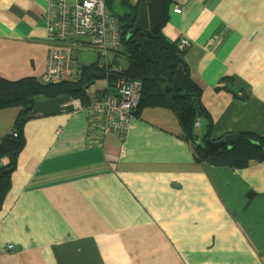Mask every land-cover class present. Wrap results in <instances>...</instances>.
<instances>
[{
  "label": "crops",
  "instance_id": "0c3cea01",
  "mask_svg": "<svg viewBox=\"0 0 264 264\" xmlns=\"http://www.w3.org/2000/svg\"><path fill=\"white\" fill-rule=\"evenodd\" d=\"M122 1L131 13L136 4ZM47 2L0 0V77L41 78L57 44L46 35ZM181 6L175 13L169 0L160 29L169 41H190L185 59L204 91L211 138L264 135V0ZM103 82L87 87L90 98L102 95ZM21 109L0 111V140ZM80 109L70 94L34 98L0 205V264H264V162L234 169L198 161L172 108H138L124 140L101 136L94 114L74 117Z\"/></svg>",
  "mask_w": 264,
  "mask_h": 264
},
{
  "label": "trees",
  "instance_id": "16d2710c",
  "mask_svg": "<svg viewBox=\"0 0 264 264\" xmlns=\"http://www.w3.org/2000/svg\"><path fill=\"white\" fill-rule=\"evenodd\" d=\"M138 14L139 4H136L132 6L131 13L121 17L123 24L120 22V25L125 47L124 50L111 53L114 62L122 69L121 74L143 82L138 108L152 105L174 109L187 138L193 143L199 138L196 131L197 121L202 118L206 120L207 134L200 144L195 145L198 161H208L216 166L234 169L246 168L255 162H264V135L241 132L238 133L239 138L236 142L227 143L223 147L211 149L207 145L206 140L212 135L213 122L203 106V89L190 77V67L185 59L186 49L181 48L178 42L169 41L161 32V27L152 36L144 30L134 32ZM98 62L82 65L84 73L75 82L44 84L36 77L17 80L0 77V111L9 107H22L15 123L18 136L10 134L0 140V205L10 189L12 173L26 142L23 128L34 106V98L39 94L52 97L70 94L80 99L82 103H88L90 97L86 91L87 87L96 79L106 78L108 75ZM180 67L185 72V78L180 84V89L175 90L174 77ZM110 76L117 74H109ZM3 158H7L8 162L5 163Z\"/></svg>",
  "mask_w": 264,
  "mask_h": 264
},
{
  "label": "built area",
  "instance_id": "2783aa9c",
  "mask_svg": "<svg viewBox=\"0 0 264 264\" xmlns=\"http://www.w3.org/2000/svg\"><path fill=\"white\" fill-rule=\"evenodd\" d=\"M109 1L48 0L45 12L46 35L57 44L50 45L47 50L46 68L40 80L44 84L77 81L79 78L75 75V68H80V65L75 57L72 61L73 52L81 47L83 40L89 41L91 46L98 49V65L108 73L104 78L107 86L100 88L102 95L96 97L91 105L76 110L74 117L84 118L94 114L101 136L116 133L124 140L140 105L143 82L124 76L109 77V74L122 72L111 53L124 50L125 47L121 25L108 8ZM130 1L138 3L143 0ZM171 3L173 12H182L181 0H171ZM189 44L188 39L179 43L181 48ZM201 126L202 119L197 121L196 128ZM13 136H18V133L15 132ZM8 249H14V245H9Z\"/></svg>",
  "mask_w": 264,
  "mask_h": 264
},
{
  "label": "water",
  "instance_id": "95a60500",
  "mask_svg": "<svg viewBox=\"0 0 264 264\" xmlns=\"http://www.w3.org/2000/svg\"><path fill=\"white\" fill-rule=\"evenodd\" d=\"M168 8L169 0H148L142 2L139 5V14L134 26V32L138 30H144L147 34L152 36L153 33L165 22ZM184 78L185 72L183 68L180 67L174 77L173 86L175 90L180 89V84L184 81ZM202 125L203 126L200 131L201 139H203L207 134V121L204 120L202 122ZM238 138L239 134L233 133L226 135L223 139L220 140H214L212 138H209L206 140V143L211 149H217L218 147L225 146L227 143L236 142Z\"/></svg>",
  "mask_w": 264,
  "mask_h": 264
},
{
  "label": "rangeland",
  "instance_id": "374dc122",
  "mask_svg": "<svg viewBox=\"0 0 264 264\" xmlns=\"http://www.w3.org/2000/svg\"><path fill=\"white\" fill-rule=\"evenodd\" d=\"M108 8L110 9L111 13L115 15L118 19H120V16L125 14L126 12L130 11L129 4L125 3L122 0H113L112 3L108 4ZM87 45L90 47L88 50L81 52L80 50H75V54L78 56L76 59H80L81 56L88 58L90 62H93L96 60L98 56V49L91 48L89 41L87 42ZM86 49V48H85ZM75 60L74 56H72V61ZM46 68V67H45ZM43 74V73H42ZM241 97H247L244 93L241 94ZM199 129V128H197ZM198 131V130H196ZM247 132V131H245ZM258 163V162H255Z\"/></svg>",
  "mask_w": 264,
  "mask_h": 264
},
{
  "label": "bare ground",
  "instance_id": "6f19581e",
  "mask_svg": "<svg viewBox=\"0 0 264 264\" xmlns=\"http://www.w3.org/2000/svg\"><path fill=\"white\" fill-rule=\"evenodd\" d=\"M143 1H145V0H143ZM143 1H141V2H143ZM141 2H138V3H135V4H139L140 5V3ZM82 67V65L80 66V68H75L76 69V71H75V75H76V77H78V78H80L81 76H82V73H84V69L83 68H81ZM119 76H124V77H126V78H130V79H136V78H131V77H127V76H125V75H123V74H121V73H118L117 74V77H119ZM105 86H107V84L105 83V82H103V86L102 87H105ZM141 89H142V87H141ZM95 100V98H90V100L88 101V103H86V104H84L83 103V108H85V107H88L89 105H91L92 104V102ZM15 132H17V133H19L18 132V130L16 129V125L14 124V126H13V128H12V130H11V134L13 135ZM201 141H202V139L199 137V138H196V141H195V145H198V144H200L201 143ZM5 163H7L8 162V159L7 158H3L2 159ZM253 193V192H252ZM251 193V194H252ZM250 194V195H251ZM246 197H247V194H246Z\"/></svg>",
  "mask_w": 264,
  "mask_h": 264
}]
</instances>
